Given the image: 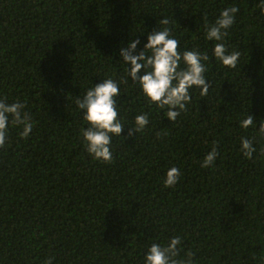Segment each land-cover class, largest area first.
Here are the masks:
<instances>
[{
	"label": "trees",
	"instance_id": "16d2710c",
	"mask_svg": "<svg viewBox=\"0 0 264 264\" xmlns=\"http://www.w3.org/2000/svg\"><path fill=\"white\" fill-rule=\"evenodd\" d=\"M230 6L239 9L225 37L241 54L233 69L204 39V24ZM262 9L260 0H0V98L23 102L33 122L28 138L11 128L0 147V264H143L151 243L176 235L191 264H264V134L239 127L247 115L264 125ZM162 18L179 49L209 56L208 93L193 92L169 122L136 85L119 83L126 127L141 113L149 124L125 129L111 163L96 162L76 98L99 80L120 82L119 49L146 42ZM242 137L256 148L250 158ZM171 167L181 177L164 188Z\"/></svg>",
	"mask_w": 264,
	"mask_h": 264
},
{
	"label": "clouds",
	"instance_id": "9594fccd",
	"mask_svg": "<svg viewBox=\"0 0 264 264\" xmlns=\"http://www.w3.org/2000/svg\"><path fill=\"white\" fill-rule=\"evenodd\" d=\"M264 5V0H260ZM264 10V9H262ZM239 9L235 6L220 11L214 23L204 24V39L212 42V57L227 69L237 66L239 51H229L225 37L235 23ZM167 19H160L158 30L146 35V42L139 38L130 40L119 49V62L123 65L124 75L120 82L112 78L99 80V83L88 87L83 96L76 98V107L82 117L84 127L81 138L85 152L94 161L111 163L113 159L112 140L121 137L125 129L128 136L141 133L149 124L147 113L134 117L131 127H126L119 116L116 98L119 95V83L136 85L140 95L149 105L157 109H166L164 117L173 122L185 111L192 100V93L199 91L200 96L208 93L210 82L206 79L209 56L196 48L179 49V40L170 32ZM144 35V32L141 33ZM252 115L239 121V127L246 130L256 127L264 134V125L257 124ZM11 128L20 129L21 138H28L33 129V122L25 104L19 100L8 103L0 98V147H4L9 139ZM256 151L253 141L242 137L240 152L246 158L252 157ZM217 157L213 148L201 162L202 168L209 167ZM180 170L169 168L162 178L164 188H172L179 182ZM179 235L171 236L166 243H151L143 254V264H191V258L179 259ZM51 264V260L47 261Z\"/></svg>",
	"mask_w": 264,
	"mask_h": 264
}]
</instances>
